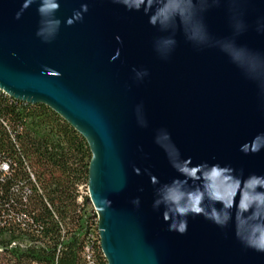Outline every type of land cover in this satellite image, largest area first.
I'll use <instances>...</instances> for the list:
<instances>
[{
    "label": "water",
    "instance_id": "95a60500",
    "mask_svg": "<svg viewBox=\"0 0 264 264\" xmlns=\"http://www.w3.org/2000/svg\"><path fill=\"white\" fill-rule=\"evenodd\" d=\"M22 3L0 0V90L45 104L85 137L87 193L107 264H264V253L244 248L231 227L201 216L189 218L185 234L169 232L144 172L162 182L177 175L154 143L163 128L194 163L264 174V151H239L264 132V75L254 78L264 69V0H192V23L163 30L111 0H60L50 43L35 35L36 4L15 18ZM81 3L83 20L65 25ZM156 37L174 42L164 48ZM238 50L243 60L233 58ZM133 67L148 76L135 81Z\"/></svg>",
    "mask_w": 264,
    "mask_h": 264
},
{
    "label": "trees",
    "instance_id": "16d2710c",
    "mask_svg": "<svg viewBox=\"0 0 264 264\" xmlns=\"http://www.w3.org/2000/svg\"><path fill=\"white\" fill-rule=\"evenodd\" d=\"M90 158L85 137L53 109L0 90V264H107Z\"/></svg>",
    "mask_w": 264,
    "mask_h": 264
},
{
    "label": "clouds",
    "instance_id": "9594fccd",
    "mask_svg": "<svg viewBox=\"0 0 264 264\" xmlns=\"http://www.w3.org/2000/svg\"><path fill=\"white\" fill-rule=\"evenodd\" d=\"M113 4L122 6L128 12H140L147 16V23L154 29L163 30L169 24L179 21L189 25L193 20L192 0H111ZM36 4L39 16L35 35L44 43L52 42L59 33L61 19L57 16L60 0H23L15 18L20 19L25 9ZM87 3L73 8L71 15L65 17L64 23L71 26L83 20L88 11ZM202 26V25H201ZM200 35V28L192 25V36ZM161 46L174 41L156 37ZM235 60H243V50L233 53ZM251 63V61H249ZM133 79L140 81L141 76H148L145 68L132 69ZM264 75V69H254V78ZM147 127L146 119L138 123ZM157 144L166 155L170 167L177 173L167 182L148 169L144 172L154 188L152 209L159 212L167 224L169 232L183 235L188 231L190 217L201 216L218 228L231 227L236 240L246 249L264 253V174L251 172L245 175L228 164L207 161L194 163L192 157H184L180 149L171 139L166 129H158L154 136ZM239 151L244 155L264 151V132L255 134L251 140L240 145ZM136 174L141 169L134 168ZM139 191H143L140 188ZM131 203L140 206L136 197Z\"/></svg>",
    "mask_w": 264,
    "mask_h": 264
}]
</instances>
